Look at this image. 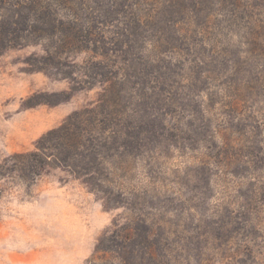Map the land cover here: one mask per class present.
<instances>
[{"label":"rangeland","instance_id":"obj_1","mask_svg":"<svg viewBox=\"0 0 264 264\" xmlns=\"http://www.w3.org/2000/svg\"><path fill=\"white\" fill-rule=\"evenodd\" d=\"M0 264H264V0H0Z\"/></svg>","mask_w":264,"mask_h":264},{"label":"trees","instance_id":"obj_2","mask_svg":"<svg viewBox=\"0 0 264 264\" xmlns=\"http://www.w3.org/2000/svg\"><path fill=\"white\" fill-rule=\"evenodd\" d=\"M79 126L80 125H77V128L81 129L82 127H79ZM64 129H65V132H66L65 134L72 133L73 135H77L76 132L73 131V129H71V128L67 127V126L64 127ZM79 136H80V132L74 138V139H76V142H73V144H74L73 145L74 146L73 149H75V150H77V147H76V146H78L77 143L78 144L80 143V140L78 139ZM46 139H47V136L42 137L40 139V141H39V144L40 145L44 144V141ZM58 150L60 151L58 158L61 161H63V162H68V158H69L68 155H67L68 154V149L63 148V145H62V147L58 148ZM32 154H37V155L41 156V160L42 161H41V163L38 166L41 167L42 169H44L48 164H50V158L51 157H48L50 155L47 154L46 152L42 154L41 152H39V151L37 152L36 151V152H33ZM85 157L86 156H85L84 152H80V158H77V160L74 161L75 162V170L77 172L81 173V171H88V170H90L92 168L97 167L96 161H95V156L93 154H89V158L88 159H86ZM53 161L55 162L56 165H57V163H59L57 161V159H53ZM90 183L92 185L98 184V183H96L94 177L90 178ZM144 228H145L146 231L143 232V241H141V242H147L148 243V239H147L148 238V234H147V232L149 230V227H147L145 224L144 225L141 224L140 221H134V220L133 221L130 220L129 222H126L125 226L123 228L119 229V232L121 231L120 234L122 235L123 239H118V240L117 239H113L112 241L109 240V243L111 242L112 245L121 244V245L125 246V249H126V248H128V246L131 243V237L133 235V232L134 231H138L139 232V230L141 231ZM119 232L115 233L116 236H120ZM119 247H120V245H119Z\"/></svg>","mask_w":264,"mask_h":264}]
</instances>
